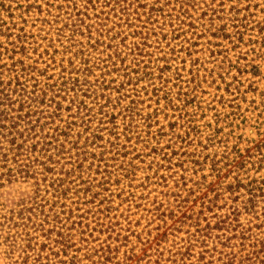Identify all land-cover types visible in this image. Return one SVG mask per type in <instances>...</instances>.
I'll list each match as a JSON object with an SVG mask.
<instances>
[{
    "label": "rangeland",
    "instance_id": "rangeland-1",
    "mask_svg": "<svg viewBox=\"0 0 264 264\" xmlns=\"http://www.w3.org/2000/svg\"><path fill=\"white\" fill-rule=\"evenodd\" d=\"M102 1L0 0V264H243L264 236V0H140L130 28ZM92 133L117 161L51 144Z\"/></svg>",
    "mask_w": 264,
    "mask_h": 264
},
{
    "label": "trees",
    "instance_id": "trees-1",
    "mask_svg": "<svg viewBox=\"0 0 264 264\" xmlns=\"http://www.w3.org/2000/svg\"><path fill=\"white\" fill-rule=\"evenodd\" d=\"M8 1V4L4 7V3H1L3 4L2 7H4V9L6 10H9L11 9V5L10 3H13L15 0H7ZM136 2H140V0H104L102 1V4L104 6V8H108L109 11L106 12V17L104 18V21H106L107 23H112L114 25L115 28H119L121 27V23L122 24H125L127 27H133L134 25L130 22V16H131V9L133 10V6L135 5ZM175 3H178L180 4V9L182 10H186L187 8V5L185 3H183L182 0H174ZM169 2H167V4H162L160 5L158 3V1L154 2L151 4L150 9L148 10V13H147V20L148 22L152 20L153 17H156L157 15L159 16H163L164 14V8H167ZM31 6H26L25 9L29 8ZM146 7H148V5L146 4H142V5H139V9L143 10L145 9ZM24 7L22 6H19L17 7V9H22ZM80 12V11H79ZM77 15H80L79 13ZM89 17V16H88ZM112 19H116V22L112 21ZM134 21H140V17H139V14H137V18H133ZM76 22H79V21H76ZM118 23V24H117ZM75 26V25H74ZM103 27H105V25H103ZM140 29H145L146 32H142V31H132V34L134 36H136L138 39L142 40V43H135L132 45V49L130 50L131 51V54L132 55H138L140 52H142V50L140 49V47H143L145 46V43L147 41V37L149 36L148 34V29L147 28H140ZM111 30H114V29H111ZM97 31H100V30H97ZM115 34L118 35V36H121L122 34L119 33L118 31H115ZM88 36H90L89 38L91 39H88L89 41H94L92 45H90L89 43V47L90 48H95V47H98V43H100V41H96V39H93L90 35V33H88ZM21 50H24V48L21 46L19 47ZM67 84H69L70 86V89H72V91L75 93V97L76 98H82V95H78L77 92H81V87L79 86V83H78V80L76 79H68V82ZM63 86H65L64 84H62ZM2 93V92H1ZM133 104H135V102L132 101ZM83 104V101H81L79 103V106H82V110H85L86 107H84ZM79 109V107H78ZM90 112L91 111H88V112H84L83 115H81L79 118L80 119H83L84 121V125L87 126L88 123H90V119L92 117H94L93 115L89 118V119H85L86 117H89L90 115ZM130 112H131V109H130ZM106 115V113H105ZM109 116V115H108ZM111 119L109 121H102L101 119H99V121L101 122V125H104V124H109L111 125L112 127H114V120L115 118L111 115L110 116ZM75 124V123H74ZM71 123V125H74ZM65 129H67V127H65ZM101 129H97L96 132H100ZM111 135L113 136V138L115 139V141L117 140V137H116V133L115 132H112ZM61 136V135H59ZM62 136H65L67 137L68 135L67 134H63ZM70 139H63L62 141L58 142H52V146H53V149L56 150L57 153H63V154H71L73 151H74V157L76 158V160H79V158L82 156V158L79 160L81 162H78L79 163V166L78 168L80 169H85L87 171H91V168H92V162L94 161H97L98 164L100 163H105L107 161H117V159H114L116 158V156L120 153L119 152V144L115 143V141L113 142H110V141H106V144L107 146L105 145H98L97 143L98 142H102L103 141V138L97 134H90V137L86 138L85 139V143L82 145V146H79L77 140L71 142L69 141ZM90 141V142H89ZM87 143H89V145H87ZM66 144H70L71 145V149L70 150H67L65 149V145ZM95 144H97L95 146V148H98V149H102V151L100 152H93L91 153L90 151H83V149H85L87 146H94ZM110 148V149H109ZM80 150H82L81 152H79ZM127 153H123V156H125ZM110 155H112V157H109ZM72 159V157H71ZM88 160H91L89 161V166L87 167H84V163H88ZM100 169V167L98 166L96 168L95 171H93L94 173L97 172L98 170ZM83 173V172H82ZM108 173V172H107ZM110 174V173H108ZM67 175L66 177H68L69 179V176H72V174H65ZM81 180H88L89 181V186L88 188L89 189H93V188H96V187H100L101 184H98V185H92L91 181L88 179V176L87 178H82V177H79ZM62 184H57L56 186V189H70V184L73 183L72 181H69L65 184L63 183L64 180H60ZM261 185H264V179L261 180ZM67 185V187H66ZM86 185V181H83L80 183V186H85ZM65 190H63L64 192ZM259 192L262 194L261 195V198L262 200H264V189H259ZM259 198V196H255V198H250L247 203H249V209L250 211L253 212V214H256V211L255 209L257 208V204L259 203V201H257L256 199ZM261 202V201H260ZM264 202V201H262ZM244 210L247 211L248 207H244L243 208ZM264 210V208H262ZM237 211L234 210L232 212V216H237ZM263 218H264V215H263ZM232 221H235L237 222V219H234ZM263 223H264V220H263ZM221 224V225H220ZM225 221H221L220 218H218V222L213 226V227H210L208 224L206 225V230H213V229H216V230H221L225 227ZM242 232H240V239L242 240H245V238L243 237V235L241 234ZM263 234H264V231H263ZM240 244H241V241H240ZM241 246V245H240ZM250 247L252 248L251 251H248L247 249H244L243 250H246V254L243 256V264H264V236L262 238H257L253 241L252 245H250Z\"/></svg>",
    "mask_w": 264,
    "mask_h": 264
},
{
    "label": "bare ground",
    "instance_id": "bare-ground-1",
    "mask_svg": "<svg viewBox=\"0 0 264 264\" xmlns=\"http://www.w3.org/2000/svg\"><path fill=\"white\" fill-rule=\"evenodd\" d=\"M251 134V133H250Z\"/></svg>",
    "mask_w": 264,
    "mask_h": 264
}]
</instances>
